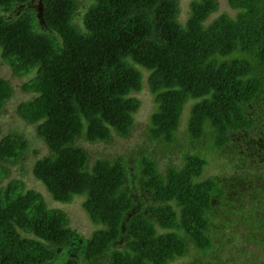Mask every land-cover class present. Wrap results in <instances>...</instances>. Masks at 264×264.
Segmentation results:
<instances>
[{
	"label": "trees",
	"instance_id": "trees-1",
	"mask_svg": "<svg viewBox=\"0 0 264 264\" xmlns=\"http://www.w3.org/2000/svg\"><path fill=\"white\" fill-rule=\"evenodd\" d=\"M226 1L233 16L209 20L217 1L190 0L182 21L178 0H91L76 23L78 0H40L41 24L32 7L23 8L30 0H0V60L26 77L22 90L31 96L15 113L35 125L48 149L31 174L53 201L83 196L89 219L104 225L82 242L94 260L110 251L108 264H167L189 244L198 254L213 252L217 202L240 211L244 239L264 259V0ZM142 71L156 104L149 139L178 146L176 130L189 104L185 136L198 150L185 152L183 165L165 174L142 154L143 194L136 201L123 158L98 157L88 167L76 141L129 134ZM12 95L0 77V113ZM26 147L15 131L0 136V264H55L72 237L67 214L22 179L7 180ZM223 149L236 159L233 192L217 177L200 178L210 155ZM143 198L146 209L139 208ZM61 264L80 263L68 256Z\"/></svg>",
	"mask_w": 264,
	"mask_h": 264
},
{
	"label": "rangeland",
	"instance_id": "rangeland-1",
	"mask_svg": "<svg viewBox=\"0 0 264 264\" xmlns=\"http://www.w3.org/2000/svg\"><path fill=\"white\" fill-rule=\"evenodd\" d=\"M189 1L190 0H178L180 8L179 18L182 21H184L189 14ZM216 1L217 9L211 13L209 20L220 13H226L231 16L235 14L236 10L230 7L226 0ZM90 2L91 0H78V7L73 18L74 22H81L82 15ZM30 7L34 10V13H39L41 11L39 0H30L29 3L26 2L23 6L25 9ZM15 13H18V11H15L14 14ZM40 23L42 24L41 20ZM142 72L143 86L139 92L134 93V95L140 99L141 104L137 113L134 115V123L129 134L125 137L112 134L110 140L107 142L89 143L83 139L76 141V144L83 147L88 154V167L98 157L110 160L122 157L125 171L128 176L126 187L136 198V201L137 198L143 194V190L139 187L138 181L139 159L142 154H148V158L155 161L157 170L161 174H165L169 166L181 167L183 165V155L185 152H195L198 150L197 148L192 150L194 147L191 141L185 136L189 104L184 107L179 127L176 130V137L179 140L178 146H160V144H158L160 141L149 139L146 127L149 123V115L155 110L156 104L146 85V72ZM0 77L10 84L13 91V95L6 101L0 113V136L5 135L8 131H15L22 135L27 141L26 150L20 156L18 162L10 166V173L7 180L11 178L22 179L26 188L35 189L43 195L48 206L61 208L68 216V225L72 231V237L68 245L59 248V255L55 264H61L68 256L76 258L80 264H108V255L110 251L105 253L101 259L94 260L86 252L84 247L85 243H82L86 241L91 231L104 227L103 224L93 223L89 219L81 205L83 196H74L72 202L69 204L53 201L42 183L36 181L31 174V168L35 159L47 154L48 149L37 136L35 125L26 124L15 113L16 105L31 97L30 94L22 90V84L25 82L26 77L15 75L1 60ZM200 152L204 153L202 151ZM234 156V151L230 149H223L218 153L210 155L200 178H205L207 176L217 177L227 189L233 192L230 176L232 170L236 167V159ZM243 170L244 168L242 172ZM148 200L143 198L138 202L139 208L146 209L149 203ZM229 200L233 201L230 202L229 205L236 206V201L233 200L231 196H229ZM241 204L243 203H239L238 206ZM213 217L214 220L211 222L212 229L210 231L215 245L213 252L201 255L196 253L191 244H189L184 256L174 258L167 264H179L189 260L198 261L200 264H249L252 261V257L258 260V264H264V259L261 258L262 251L244 239L247 226L242 224L240 211H237V213L233 212L232 209H226V206L221 202H217ZM122 244V240L116 243L119 247H122Z\"/></svg>",
	"mask_w": 264,
	"mask_h": 264
},
{
	"label": "clouds",
	"instance_id": "clouds-1",
	"mask_svg": "<svg viewBox=\"0 0 264 264\" xmlns=\"http://www.w3.org/2000/svg\"><path fill=\"white\" fill-rule=\"evenodd\" d=\"M39 4H40V0H39ZM18 6H19V7H22L21 5H18ZM18 6H17V7H18ZM41 9H42V8H41ZM35 14H36L35 16H36V18H37V21L40 23V20H41V15H40V14H41V11H40L39 13H36V12H35ZM41 21H42V20H41Z\"/></svg>",
	"mask_w": 264,
	"mask_h": 264
},
{
	"label": "flooded vegetation",
	"instance_id": "flooded-vegetation-1",
	"mask_svg": "<svg viewBox=\"0 0 264 264\" xmlns=\"http://www.w3.org/2000/svg\"><path fill=\"white\" fill-rule=\"evenodd\" d=\"M38 1V0H37ZM21 6H23V5H21ZM19 7V6H18Z\"/></svg>",
	"mask_w": 264,
	"mask_h": 264
}]
</instances>
